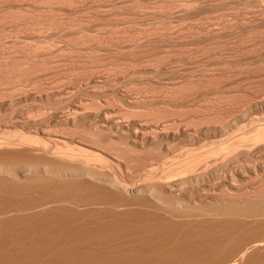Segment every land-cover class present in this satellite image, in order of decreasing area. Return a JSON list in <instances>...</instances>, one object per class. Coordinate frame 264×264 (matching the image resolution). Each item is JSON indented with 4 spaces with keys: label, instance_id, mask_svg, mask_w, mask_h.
<instances>
[{
    "label": "bare ground",
    "instance_id": "bare-ground-1",
    "mask_svg": "<svg viewBox=\"0 0 264 264\" xmlns=\"http://www.w3.org/2000/svg\"><path fill=\"white\" fill-rule=\"evenodd\" d=\"M1 1L3 0H0V3ZM15 1H17V3H20V5L23 3L22 0H21L22 3L21 1L18 2L19 0H15ZM26 1L30 2V0H26ZM26 1L24 0L25 7L29 6L28 5L29 2L27 3ZM56 1H59L58 4L60 3L62 4V3H65L67 0H65V2H63L64 0L63 1L61 0V2L60 0H56ZM56 1L55 0H32V4H34L33 2L45 4L47 8H50V10L47 9L48 13L49 11H51L52 13L53 12L52 10L54 9V7L58 5ZM70 1H67L66 3ZM144 1L147 2L146 0ZM150 1L152 2V0H149V2ZM158 1L154 3V6L155 5L156 7L157 5L159 6V4L161 3L160 2L161 0L159 1L160 2L159 4H157ZM169 1L170 0H168V2ZM194 1L195 0L189 1L190 4L189 2L188 4L191 6L194 3ZM216 1H219V0H216ZM252 1H254L255 3L258 2V1L256 2L255 0H252ZM162 2L164 1L162 0ZM168 2L167 3L165 2V5L167 4L168 7L170 5L172 6V3H170L169 5ZM178 2L176 3L178 4ZM52 3H56L55 4L56 6H53ZM133 3L134 2L132 0V4ZM186 3L185 2L184 4L182 3L183 5H185L184 7L182 6V8L185 10L187 9L191 10L190 6L188 7V4ZM134 4L137 5L136 2ZM257 4L259 5V3ZM18 5H14V7L17 6L16 8H19ZM138 5H143V4H140L139 2ZM242 5L243 3L241 4V6ZM244 5L246 6L245 3ZM133 6H131V8H133ZM161 6L157 7L158 10H157V13L155 12L156 15L159 14L161 10H163L160 8ZM164 6H162V8ZM167 6H166V11L171 7L170 6L169 8H167ZM192 6H195V3ZM247 6H250V5L248 4ZM259 6L258 7L255 6V8H258V11H260L259 8L262 7V6L260 7ZM21 7L22 5L20 6V9ZM46 7H44V9L42 8V11L45 10ZM143 7L145 6L143 5ZM174 7H176V5ZM196 7H194V10ZM7 8H5L6 11L4 9L3 12L2 11L1 12L8 13ZM197 8L199 9L201 7H197ZM183 9H181L179 12L182 11L184 13L185 11ZM203 9H206V8H203ZM189 10L187 11L189 12ZM194 10H192V12ZM17 11L14 10L15 13L11 11L13 13L11 16L10 14L9 15L5 14L4 17L6 21L4 20L3 14L1 15V17H3L1 19L3 20L0 22L10 21L11 23V20H12L13 22L15 21L14 23H16V25L14 24L15 29L12 26L13 23L9 25V28L6 26L8 23H6V25L4 24V26H6L5 29L8 28L7 32L8 30L10 32V29H11V32L13 29L17 30L18 32V28L19 27L21 28L23 26H25V28L27 26H31V28L35 26L37 27V29L43 28V27L46 28L47 26H49V24L54 25L52 27L53 29H55L56 27L60 29L61 28L60 24L61 25L63 24L61 19L60 18L58 19L57 16H56L57 20L50 18L51 15L50 17H48V14L45 13L46 10L45 12L43 11L42 14L40 13L41 15L38 14V12L40 11H37L36 13L37 15H34L33 9L31 11L30 9H23L22 11L18 9ZM57 11L58 10H55V13ZM61 11H63V9ZM61 11L59 10L58 12L60 13ZM152 11L154 12V7ZM187 11L186 13H184L185 15L184 14L182 15L183 16V18H181L182 20L185 17H187L188 15ZM58 12L56 13V15L61 14V13L59 14ZM143 12L145 13V11ZM182 12L178 13L177 16L179 14L181 15ZM44 13L47 14L45 15L46 18L42 16ZM161 13L159 14L160 19H162L163 16L165 15L164 12L162 13L164 15H161ZM260 13H262V17ZM260 13H258L260 14L259 16L258 15H255V16H258L260 17V19H262L264 17L263 8L260 11ZM167 15H169V13ZM182 16H179V17H182ZM197 16L199 15L197 14ZM157 17H154V19H156ZM168 17H166V19ZM179 17H178V20H180ZM9 18L11 20H9ZM203 19L205 18H201V21H203ZM256 19H257L256 20L257 22L258 18ZM68 20H65V21H68ZM263 20L264 19H262V21ZM65 21H63L64 24H65ZM183 21L182 23L180 21L181 25L183 24ZM198 21H200V18ZM204 21L201 23H204ZM220 22H222V20ZM57 23H60V24H57ZM68 23L66 22L65 25H67ZM153 23L156 24L157 22L154 21ZM201 23L200 22H198L197 24L192 23L193 26H190V28H192L190 29V31L188 30V28L186 29L185 26L182 25L184 29H182L181 27L182 32H180V34L178 32L180 30H178L177 28H174L178 30L177 31L178 35L176 36V38L184 39V40L193 38V41H194L195 39L198 40L196 37L198 38L204 37L203 39L210 37L215 40L217 38H213V37H217L218 35L222 36V33H224L223 30L225 27L222 28V26L219 25L220 27L214 28V26L216 25L215 22H213L215 24L214 26L211 21L207 22V23H211L213 27L211 25H207V24L205 25ZM56 24L59 25L60 27H58ZM80 24H78L79 27H80ZM2 25H0V30L4 32L5 29H3L4 26ZM143 25H144V22H143ZM150 25L152 26V24ZM250 25H251L250 26L251 28L247 29L245 27V29L249 30V29H253L254 26H257V24L253 26V24L251 23ZM11 26L13 27V29ZM17 26L19 27L17 28ZM223 26H226V25L223 24ZM231 26L233 25L230 24V26L228 27V24H227L228 28H230ZM156 27L158 29V26ZM154 28L155 27L151 28L153 33L151 34L149 33V35L145 33L146 35L144 38L141 37L142 35L140 36L141 38H138L139 36L136 38L137 35H134V37L136 38L135 39L131 37L132 36L131 35L130 37L134 41L132 39H129V40H132L133 42L131 41L130 43L129 41L128 43L126 41L125 43L124 42L125 40L123 41L127 50L130 49L129 47L133 49V51L130 50L132 51V53L130 52L131 54L128 52L129 54L127 53L128 55H125V57L128 56V58L126 57L128 61V64L126 63L127 65L132 64L133 61L135 63L136 60H137L136 63L138 62L139 64L140 59L136 58L135 60V58H132L136 56V54H137L136 57H138L139 52H142L140 53L141 55L144 54L142 55V57L145 58L143 61H145L146 59H148L149 62L152 59L154 61V58H151L152 53L149 54L152 51L151 49L153 48H151L150 49L151 51L149 52L147 46L149 45L150 47H153L154 45L152 46V44L150 45V43H153V42L155 43L156 41L159 42L158 45L161 46V43L159 40H162L165 37H167L161 34L162 32L161 30L163 29L162 27H161L162 29H159L160 31L155 30ZM257 28L256 27L254 28L256 29L255 32L259 31V29L257 30ZM147 30L149 31V29ZM184 30L189 31V32L187 33L183 32ZM157 31L160 33H157ZM7 32L5 34H7ZM177 32H174V33L176 34ZM248 32H251V30ZM255 32L253 33L256 35ZM263 32H259V33H262V35L261 34L260 35L264 37ZM230 33H232L233 35V32H230ZM65 34L67 33L65 32ZM163 34L165 33L163 32ZM39 35L41 36V34ZM251 35L252 34L250 33V36ZM69 36L71 37V35ZM126 36L128 38V35ZM247 36L249 37L248 34ZM254 36L252 35V39H255L259 35L253 38ZM101 37L97 36L96 39L99 38L98 39L99 41L100 39H103ZM170 37L171 36L167 37V39H169ZM263 37L262 38L257 37L259 38V40H255L257 42H254V40L251 41L250 44H252L253 42V45H251L252 48L253 47L256 48L254 52L257 51V48H259L260 45L262 46V48L264 47ZM43 38L40 43L42 42L47 43L46 41H49L50 45L52 46L54 45L50 43V40L44 41ZM210 38L206 39L208 43L209 41H213L212 39L209 40ZM96 39L94 41L98 42ZM106 39L109 40V38H106ZM190 39L188 43L189 45L192 46L193 44L191 43L193 41H191ZM203 39L201 40L200 43L197 42L198 45L195 44L197 46V51H199V48H203L202 47L203 45H206V44L208 45V43L205 42L206 40L203 41ZM7 40L8 39H6V41ZM115 40L117 39L115 38ZM172 40L174 41V39H171L170 42H172ZM184 40H181V42L183 41L184 43H187L186 41L188 40H185V41ZM15 41L18 42V40H15ZM101 41L102 40H100L99 42ZM175 41L177 42L178 40H175ZM58 42H61V41H58ZM64 42H67V41L65 40ZM77 42L79 43L78 40ZM102 42H106V41H102ZM123 42L120 43L121 44L120 46L123 49H125L123 46L124 45ZM203 42H205L206 44ZM217 42L215 43L217 44ZM9 43L11 44L12 42H9ZM110 43H114V42L112 41ZM165 43H166V38H165ZM184 43H182V46L184 45ZM188 43L186 45H188ZM193 43H196V42H193ZM248 43H246V45ZM59 44L61 45V43ZM85 44L87 46L88 43H85ZM126 44L127 45L130 44V46L128 45L129 46L128 47ZM199 44H201L202 46ZM40 45L41 47L43 46L42 44ZM106 45H109V44H106ZM195 45L192 47L193 49L190 47L192 52L193 50H195L194 52H196ZM52 46H46V48L44 46L43 49L39 46L41 48L39 49L36 46L29 45L26 47V49L24 48L25 50H23L22 52L18 50L22 54L18 53L17 55L16 53L15 54L13 53L16 57H14L13 54L10 55L11 53L9 54L10 50H6V52L8 51V55H5V57L2 55L1 57L3 58L0 60V86L2 85L3 89H5L8 86L7 89L5 90H3L0 87V127H3L6 130V131L4 130L3 132H1L2 129L0 128L1 129L0 130V134H1L0 135V264H264V90L260 91L261 93H259V95H257L258 93L257 92L256 96H253V97H250V94L248 93L249 94L248 96L250 98H248L249 100H247L245 108L243 110L240 109L242 111H239V112L235 108L237 110V113L227 114L226 113L227 111L225 110L226 111L225 112L223 109V111L226 114L223 111H222L223 113L221 114L217 112V109L216 111H214L212 108L209 109L206 107L208 109V112H206L205 114L197 115L195 113V115L193 116H190V117L188 116L189 118H187L186 117L187 115H186L185 119L179 118L180 120L176 121V119L175 120H173L172 118L167 119L165 117L162 120L161 119L162 116L160 117V115H162L161 114L162 112L159 113L160 111L157 110L158 115L161 119L160 121H158L159 120V119L157 120L158 115L157 114L155 115L154 111H153L154 113L151 112L153 113L152 115L149 114L150 112L148 111L150 110L149 108H151L150 106L148 108L149 110L146 111L147 113H145L144 111L145 114H142L143 113L142 111L145 108L141 111L142 113H138V111L136 112L131 109V107L136 104L135 102H138V104L141 102L140 100L142 98L138 101L137 100L138 96L136 97L137 99L134 98L135 100L134 99L127 100L125 99V97L119 98L120 95H122L121 93L120 95L118 94L119 97L117 94L114 93L115 96L117 95L116 97H118L119 99L118 101L121 100L123 101V103L126 104V107L125 106L123 107L121 104L120 106H118V104L117 106H114L113 103L110 102L112 104L111 105L107 101L108 99H105L107 96L102 93L103 91L101 92L103 95L100 94L102 96L98 95V93L100 92V88L108 85L107 84L108 82L106 80L108 76L105 78L103 75L104 77L103 78L102 77L103 71L101 73L96 74L95 72H97V70H94L95 71L94 72L92 69L93 73H95L93 74L87 69L89 71V74L91 75L90 77L88 75L87 79L89 80L88 81L85 80L87 84L84 83L85 85L83 88H82L83 85L81 86L79 85V83H82L81 81L83 77L81 78L80 76L78 77V79H80L81 81L77 80V82H79L78 84H76L78 85L77 91H82V89H83V92L84 90L86 91L89 90L94 93L92 94L91 98L90 96L89 98L87 97L88 92H89L87 91V93H83L84 96L82 95L81 92L78 93L84 98V99L82 98L78 99L77 97L79 95L77 94V91H75L76 86L74 87L75 90H73V88L71 89L68 86H64L65 84L63 80L61 81L62 78H59V77H58L60 79L59 82L61 81V83L64 84V85L61 84L62 87L61 85L59 86L60 83L58 84L57 79H54L56 81L55 86L51 87L52 85H54L52 84V81L54 83V80H52L51 81L52 85L49 86V88H47L48 90L46 91L42 90L48 87V86L43 87L44 83H43V86L41 87L42 89L40 87L36 88L38 90L36 92L27 91L28 89L25 90V88H23L24 82L30 81V79L33 78L32 75L34 74L35 76V74H37L38 71L40 70L43 71V69L41 68L44 67L45 64H48L46 65V67L47 66L48 68L51 67L54 70L57 68L58 64L60 65L63 64V63H59L60 62L59 61L57 62V65H56V63L54 62H56V60L58 61L61 59V57L59 59V56H58L59 54L57 55V52H59L58 48L62 51L64 47L63 49L60 48L59 45L58 47H56L57 46L56 44L54 48ZM94 46H97V45L95 44ZM94 46L92 48L94 50L93 52H95L97 48V47L94 48ZM180 46H181V43L179 44V47ZM19 47H22V45ZM70 47H71V44H70ZM115 47H116L115 49L117 50L119 45L117 44L115 45ZM144 47L146 48L144 49ZM154 47L157 48L158 46H154ZM206 47L208 48L209 45ZM122 48L120 50H123ZM167 48L165 50H167ZM169 48H172V47L169 46ZM262 48H260L259 50L260 51L263 50ZM126 49L125 51H127ZM138 49L140 50L139 52L135 51ZM158 49L159 48L154 50L156 54H157L156 50ZM203 50L205 51L204 48ZM219 50L220 49H218L217 51ZM253 50H250L251 54H254L252 52ZM134 51L138 53H135ZM187 51L189 52L188 49ZM201 51L196 52L197 56H199L198 53L200 54ZM204 51H202L201 53L202 55L206 53L207 50L205 52ZM227 52L229 53V51ZM258 52L259 51H257V53L255 54H258V55L260 54L261 56V53L260 52L258 53ZM63 53H65V55L67 56L64 50H63ZM133 53H135L134 56L132 55ZM167 53H169V51H167ZM170 53H172V55L175 54V53L173 54L171 50H170ZM216 53L218 54V52ZM221 53H223V51ZM109 54H110V51H109ZM122 54H125V53H122ZM140 54H139V58H141ZM156 54L153 53L152 55L156 56ZM235 54H232V55H235ZM255 54L253 55V57L254 56L256 57ZM60 55L63 56L64 54H62L61 52ZM99 55L101 56L102 53ZM209 55H211V53ZM218 55H219L218 57H220V54ZM56 56L57 58L55 59ZM72 56H69L67 58L70 59L71 57L72 59ZM95 56L94 57L92 56L93 57L92 59H94ZM165 56H169V54ZM165 56L163 54L161 58L158 57L161 60L158 59L157 57L155 58L159 60L160 62L162 61V57L164 58ZM260 56L259 57L257 56L256 58L254 57L256 59L254 63L260 62V60L259 62L257 60V58L259 59ZM87 57H90V56H87ZM169 57H171V55ZM171 58H174V57H171ZM205 58L210 59V57L208 58L205 57ZM126 59H125V62H127ZM141 60L140 62L142 63ZM61 61H64V67L68 63H70L73 67L75 66L74 65L75 63L69 60L68 62L66 58L65 60L62 59ZM102 61H101V65H102ZM181 61L182 60L180 58V62ZM244 61L242 64L241 63L240 64L244 65L245 63ZM51 62H53L54 64L53 63L51 64ZM146 62L147 61L143 63H146ZM204 62L206 61L204 60ZM224 63H227V61ZM250 63L251 62H249V64ZM87 64L88 63H86V65ZM201 64L204 65L203 63ZM216 64L212 66H215ZM228 64L231 65L232 62H228ZM53 65L56 68H54ZM220 65L222 66L223 64H220ZM241 65L238 66L240 69L241 67L243 68V66ZM234 66L237 67V65H234ZM261 66L263 65L261 64ZM61 67H63V65ZM100 67L98 66V68ZM69 68L70 67L65 68L66 71L67 70L70 71V72L67 71L68 72L67 74H70V73L73 74L71 70L74 71V74H75L76 72L75 69L73 68L74 70L73 69L70 70ZM75 68L77 67L75 66ZM133 68H134V65L131 69ZM224 69H228V68L225 67ZM240 69H238L239 72H241ZM245 69L248 70L246 67ZM232 70H235V69H232ZM56 71L58 72V70ZM81 71L82 70L80 67V75L82 76ZM104 71H105V68H104ZM215 72H213L211 68V71H207L202 74L200 73V75L198 76L194 75L195 77L193 78L190 77L189 79L187 78L186 81L184 82L179 80L181 83L179 85H178L179 82L175 84L177 86L173 85L172 83L170 85L168 84L169 83L168 82L167 85L169 86L166 85L164 87V90L165 89L167 90V91L166 90L164 91L165 94L163 93L165 98L164 96H162L163 99H166L164 101H167L169 104L168 103L166 104H168L169 106L171 105V106L176 107L175 106L176 103L174 105V102L177 99H179V101L182 99L183 101L184 98L186 99V97H189L190 95L193 96V94H200L201 98L202 96L206 97V95L209 93L208 91L205 92L204 90H208L207 87L210 90V86L212 87L214 83H217L215 82L217 81V78L225 76V74L221 76L219 73L217 72L215 73ZM55 74L57 75V73ZM67 74L66 75L63 74L62 76H67ZM99 74L101 76H99ZM117 74H118V71H117ZM193 74H195V72ZM237 74H240V73H237ZM247 76H248L247 78L251 77L250 74ZM255 76L253 75V77ZM55 78H57V76ZM120 78H118L117 80H119ZM27 79L29 80L27 81ZM262 79L264 80V77ZM122 81L119 84H122L123 83ZM237 84H239V81L237 82ZM164 85L165 84H162V86ZM219 86H220V83H219ZM38 88L41 89L42 91L39 90ZM244 88L246 87L244 86ZM108 89L106 90L105 88L106 91H108ZM101 90H104V88H102ZM110 90H112V88H110ZM112 91L111 93H113ZM218 93H219V90H218ZM223 94L224 93H220L219 96H223ZM97 95L99 97H97ZM239 95L240 97L243 96V94L241 95V93ZM239 95L237 96L239 97ZM41 96L42 97L45 96L46 100L48 97L53 99L52 100L53 103L50 104L48 101L44 100L47 103H49L48 104L49 106L48 105L46 106V104L44 103H43L44 106L43 104H41L40 106V103H42L43 101L42 100L39 103V100L42 99ZM194 96H197V95H194ZM216 96L214 98H216ZM19 97H23V101L25 102L30 101L31 102L30 107L29 106H28L29 108L19 107V105H23L21 102L22 100H20ZM93 97H96V98H93ZM210 97H213V95ZM238 97H236V99ZM99 98H101L102 100H98ZM195 98L196 97H194V99ZM159 100L161 99L159 98ZM233 102L235 103V100ZM34 104L36 105L34 106ZM157 104H161V102ZM210 104L212 105L213 102ZM225 104L226 103H224V105ZM243 104H245V102ZM149 105H152L151 102ZM195 105H198V104H195ZM217 105L219 106V104ZM183 106L181 110L184 109ZM140 107H143V106H140ZM168 107L166 106V108ZM1 110H5V111L7 110V113L8 112L9 113L3 114ZM201 110L199 111L203 113L202 112L203 110L202 111ZM165 111L166 110H164L163 113ZM234 111L235 110H233V112ZM1 114H3V116ZM148 115H151V116L148 117ZM155 116H157V118H155ZM168 117H169V114H168ZM146 152H149L148 153L149 155L147 154L146 157H144L145 156L144 154ZM142 153H144L143 156L138 157V158L144 157L145 159H142L143 161L141 162L139 161L140 162L139 166L137 164L138 161L136 160L137 163H134V167L137 164L135 170L131 166L132 169L134 170L133 173L136 172L135 173L136 175L134 176L133 173L130 172V165L132 164L130 165L128 164L129 162L131 163L133 161L135 162V160L131 161L127 157L130 158L131 155L129 156V154H132V155L135 154L137 156H140V154ZM131 158H133V156ZM133 176L136 177V179L138 178L137 181L133 180Z\"/></svg>",
    "mask_w": 264,
    "mask_h": 264
},
{
    "label": "rangeland",
    "instance_id": "rangeland-1",
    "mask_svg": "<svg viewBox=\"0 0 264 264\" xmlns=\"http://www.w3.org/2000/svg\"><path fill=\"white\" fill-rule=\"evenodd\" d=\"M21 0H19L18 2H20ZM22 1H23V3H22ZM21 1V5H22V7H23V9H30V11L33 9V12H34V15H37L36 13H37V11H40V12H38V14L39 15H41L42 14V12L44 11L45 12V10H46V12L45 13H47L48 14V17H50V15H51V17L50 18H53V19H56V16H57V18L59 19H61V21H62V25L60 24V23H57V24H60V26H61V28L59 29V28H55V29H53L52 27L54 26L52 23V25H50L49 24V26H47L46 28L45 27H43V28H38L37 29V27H33V28H31V26H27L26 28H25V26H23V27H19V26H17V28H18V32H17V30H14L15 29V25H16V23H14L10 18H9V20H11V23H13L12 24V26L14 27V29H13V27H12V29L14 30H12V32H11V29H10V32H9V30H8V32H7V29L9 28V25H11V23H10V21H8V19H7V21L8 22H0V23H2V24H0V25H2V26H4V24L6 25V23H8L6 26L8 27L7 29H5L6 28V26H4V28L3 29H5V31L3 32L2 30H0V60L3 58V57H1L2 55L5 57V55H8V51L6 52V50H10L9 51V54L10 55H12L13 53L15 54H17L18 55V53L19 54H22V53H20V51L22 52L23 50H25L26 49V47L27 46H36V47H38L39 49H43L44 48V46H45V48H46V46H52V45H50L49 44V41H46L47 43H44V42H42V43H40L41 42V40H42V38H43V40L45 41V40H50V43H52V44H54L52 47L54 48V46H55V44L57 45L56 47H58V45L60 46V48H62L63 49V47H64V52H66V54H67V56L65 55V53H63V50L61 51L59 48H58V50H59V52H57V55L59 56V59H60V57H61V59L60 60H56V62H54V63H56V65H57V62H59V63H63L62 65H63V67H61L62 65H60V64H58V66H57V68L56 67H54V65H53V67L54 68H56L55 70L54 69H52L51 67H49L48 68V66L46 67V65H48V64H45V66L44 67H42L41 69H43V71H38V73L37 74H35V76H34V74L32 75L33 76V78L32 79H30V81H28L29 79H27V81L28 82H24V86H23V88H25V90L26 89H28L27 91H38L36 88L37 87H42L43 86V83H44V86L43 87H45V86H48V87H46L45 89H42V90H48L47 88H49V86H51L52 84H54V85H52L51 87H53V86H55V80L54 79H57V82H58V84H59V86L62 84L61 83V81L63 80V82H64V84H62V85H64V86H68V87H70L71 89L73 88V90H75V86H76V90L75 91H77V87H78V85H76V84H78L79 82H77V80L78 81H81L80 79H78V77L80 76V78L81 77H83L82 78V83H79V85L81 86V85H83L82 86V88L84 87V83H86L87 84V82L86 81H88L89 79H87L88 78V75H89V77H90V75L91 74H89V71L91 72V73H93V71L94 70H97V72H95L96 74L97 73H101L102 71V77H103V75H104V77L106 78L107 76V78H106V80H107V84L109 85H106V86H104V87H102V88H104V90H101L102 88H100V92L98 93V95H100V94H105L107 97L105 98L104 96V98L105 99H108L107 101L110 103V102H112L113 103V105L114 106H117V104H118V106H120V104L124 107H126V104L125 103H123V101H118L119 99H118V97H119V95H120V93L122 94V95H120V97L119 98H124L125 97V99H127V100H130V99H137L138 101L140 100L141 102L139 103L140 104V106H143V107H140L139 106V104H138V102H135L136 104L135 105H133L132 107H131V109L133 110V111H138V113H142V114H145V113H147L146 111L147 110H149L148 112H150L149 114H153L154 112H155V115L157 114L158 115V111H160L159 113H161L162 115H160V117L162 116V120L164 119V117L165 118H172L173 120H175L176 119V121H179L180 119L179 118H183V119H185L186 117L187 118H189L190 116H193V115H195V113L198 115H201V114H205L206 112H208V109L207 108H212L214 111H216V109H217V112H219V113H223L225 110L227 111H225L227 114H230V113H237V110H238V112L239 111H242L244 108H245V105H246V103H247V100H249L248 98H250V97H253V96H256V93H257V95H259V93H261L260 91H263L264 89V87H263V85H264V80L262 79L263 77H264V68H263V66H264V53H263V51H264V47L262 48V46L260 45V47L259 48H257V51H259L260 53H261V56H260V54L258 55V54H255V53H257V51L256 52H254L255 51V49L256 48H254V50H253V48H252V46L251 45H253V42H252V44H250L251 43V41H253L254 40V42H257V41H255V40H259V38H257V37H263V36H261L262 35V33H259V32H263L264 31V20L262 21V19H264V17L262 18V19H260V17H258L260 14H261V17H262V13H260V11L262 10V8L264 9V0H255L257 3H259V5L260 6H262L261 8H259L260 9V11H258V8H255V6H259L257 3H255L254 1H252V0H219V1H216V0H214V1H210V0H195L194 1V3H195V6H190L189 4H190V2L189 1H192V0H183L185 3H186V1H187V3L186 4H188V2H189V4H188V7L190 6V9L191 10H189V9H187V10H189V12L187 11V10H185V9H183L182 8V6L184 7L185 5H183L184 4V2L182 1V0H170L169 2H168V0L166 1V0H163L164 2H162V0L159 2L158 0H156V1H158V3L157 4H159V6H161L162 5V3H163V5L162 6H164L165 5V2L167 3L168 2V4L170 5V3H172V6L169 8L168 6H167V4L162 8V6L160 7L161 9H163V10H161L160 8V10L162 11V13L164 12V14L165 15H167L168 13H169V15H167V16H165L164 14H162L161 13V11H160V13H161V15H164L163 16V18L162 19H160L159 17V14H157L158 15V17H157V15H156V13H157V10H158V8L157 7H159L158 5H157V7H156V5L154 6V3H156V1L155 0H152V2L150 1L149 2V0H146L147 2H145L144 0H133V2L135 3H137V5H135L134 3V6H133V4H132V0H67V1H70V2H68V3H66L65 2V0L63 1V2H65V3H60V4H58V2L59 1H56L57 2V6H58V8H57V6L55 5L56 3H52L53 4V6H56V7H54V9L52 10L53 12L51 13V11H49V13H48V11H47V9L48 10H50V8H47L46 6H45V4H42V3H38V2H33L34 4H32V0H30V2L28 3L26 0V2L28 3V5L29 6H26L25 7V2H24V0H22ZM111 1H112V3H111ZM143 1V2H142ZM172 1V2H171ZM210 1V2H209ZM242 1V2H241ZM246 1V2H245ZM53 2V1H52ZM60 2H61V0H60ZM75 2V3H74ZM127 2V3H126ZM140 2V4H143L145 7H143V5H138V3ZM176 2H178V4L176 3ZM200 2H201V4H200ZM213 2V3H212ZM227 2V3H226ZM254 2V3H253ZM263 3V5H262V3ZM81 3V4H80ZM145 3V4H144ZM150 3V4H149ZM176 3V4H175ZM183 3V4H182ZM203 3V4H202ZM215 3V4H214ZM225 4V6H224V4ZM229 3V4H228ZM231 3V4H230ZM243 3V5L241 6V4ZM244 3L246 4V6L244 5ZM252 3V4H251ZM2 4H4V5H2ZM6 4V5H5ZM8 4V5H7ZM12 4V5H11ZM19 4V5H18ZM37 6H36V5ZM115 4V5H114ZM121 4V5H120ZM127 4V5H126ZM212 4V5H211ZM217 4V5H216ZM250 5V6H247V5ZM254 4H255V6H254ZM14 5H18L19 6V8H16L17 6H15L14 7ZM20 3H17V1H15V0H3V1H1V3H0V19L1 18H3L4 17V15L5 14H10V16L13 14V13H15L14 12V10L15 11H17L18 9L19 10H23L22 9V7H21V9H20ZM69 5V6H68ZM107 5V6H106ZM124 5V6H123ZM176 5V7H174ZM181 5V6H180ZM205 5V6H204ZM216 5V6H215ZM40 6V7H39ZM46 7V9L45 10H43L42 11V8L44 9V7ZM52 6V5H51ZM93 6V7H92ZM113 6V7H112ZM131 6H133V8H131ZM137 6V7H136ZM139 6H141V7H139ZM151 6H153L154 7V12L152 11L153 10V7H151ZM166 6H167V8H169L167 11H169V12H167L166 11ZM178 6V7H177ZM201 7V8H197V7ZM206 6H208V7H206ZM209 6H211V7H209ZM230 6V7H229ZM241 6V7H240ZM254 6V7H253ZM259 6V7H260ZM4 7V8H3ZM8 7V8H7ZM12 7V8H11ZM32 7V8H31ZM101 7V8H100ZM110 7V8H109ZM117 7V8H116ZM121 7V8H120ZM128 7V8H127ZM140 9H139V8ZM146 7H148V8H146ZM150 7V8H149ZM156 7V8H155ZM172 7H174V8H172ZM187 7V8H188ZM194 7H196L195 8V10H194ZM214 7V8H213ZM223 7V8H222ZM233 7V8H232ZM253 7V8H252ZM3 8V9H2ZM5 8H7L8 10V13H2L3 12V10L5 9ZM40 8V9H39ZM52 8V7H51ZM100 8V9H99ZM105 8V9H104ZM135 8H136V10H135ZM138 8V9H137ZM186 8V7H185ZM203 8H206V9H203ZM247 8V9H246ZM2 9V10H1ZM9 9H10V11H9ZM36 9H38V10H36ZM63 9V11H61ZM127 9V10H126ZM133 9V10H132ZM141 9H143V10H141ZM147 9H148V11H147ZM181 9H183L185 12L184 13H186V11H187V13H188V15H189V17H188V15H187V17H185L183 20L185 21H183L181 18H183V12H182V14L180 15H178L177 16V14L178 13H181V12H179ZM202 9V10H201ZM221 9H223V10H221ZM256 9H257V11H256ZM55 10H60L61 12V14L60 15H56V13H55ZM93 10V11H92ZM156 10V11H155ZM171 10H172V12H171ZM192 10H194L193 12H192ZM213 10V11H212ZM233 10V11H232ZM249 10V11H248ZM2 11V12H1ZM5 11H6V9H5ZM11 11H13V13L11 12ZM29 11V12H30ZM142 11V12H141ZM143 11H145V13L143 12ZM147 11V12H146ZM158 11V12H159ZM201 11V12H200ZM203 11V12H202ZM229 11V12H228ZM238 11V12H237ZM11 12V13H10ZM18 12V11H17ZM16 12V13H17ZM33 12H31V13H33ZM83 12V13H82ZM100 12V13H99ZM151 12H153V13H151ZM156 12V13H155ZM165 12H167V13H165ZM191 12V13H190ZM198 12V13H197ZM212 12H214V13H212ZM41 13V14H40ZM43 14L42 16L43 17H45V15H47V14ZM123 13H125V14H123ZM133 13V14H132ZM155 13V14H154ZM172 13V14H171ZM175 13V14H174ZM199 15V16H197V14ZM258 13H260V14H258ZM3 14V17H1V15ZM54 14V15H53ZM77 14V15H76ZM95 14V15H94ZM153 16H152V15ZM192 14H194V15H192ZM209 14V15H208ZM52 15H53V17H52ZM62 15V16H61ZM75 15V16H74ZM120 15V16H119ZM131 15V16H130ZM146 15H148V16H146ZM185 15V14H184ZM192 15V16H191ZM245 15V16H244ZM255 15H258V16H255ZM264 15V14H263ZM58 16H60V17H58ZM71 16V17H70ZM72 16H74V17H72ZM150 16V17H149ZM169 16V17H168ZM175 16V17H174ZM179 16H182V17H179ZM227 16V17H226ZM247 16V17H246ZM255 16V17H254ZM6 17H7V15H6ZM9 17V16H8ZM65 17V18H64ZM67 17H69V18H67ZM111 17V18H110ZM154 17H157V18H159V19H154ZM162 17V16H161ZM166 17H168L167 19H166ZM177 17V18H176ZM178 17H179V19L180 20H178ZM239 17V18H238ZM249 17V18H248ZM46 18V17H45ZM71 18H72V20H71ZM153 18V19H152ZM188 18V19H187ZM193 18H195V19H193ZM199 18H200V21H198L199 20ZM201 18H207L206 20L205 19H203V21H204V23H201V22H203V21H201ZM212 18V19H211ZM215 18V19H214ZM220 18V19H219ZM228 18V19H227ZM256 18H258V21L256 22ZM69 19V20H68ZM124 19V20H123ZM128 19H130V20H128ZM165 19V20H164ZM172 19V20H171ZM210 19V20H209ZM248 19V20H247ZM251 19H252V21H251ZM261 21H260V20ZM3 19H1L0 21H2ZM4 20L6 21V19H5V17H4ZM57 20V19H56ZM65 20H68V21H65ZM82 20V21H81ZM89 20V21H88ZM92 20V21H91ZM159 20V21H158ZM169 20H171V21H169ZM174 20V21H173ZM189 20V21H188ZM196 20V21H195ZM213 20V21H212ZM217 20V21H216ZM222 20V22H220ZM224 20V21H223ZM255 22H254V21ZM63 21H65V24H66V22L68 23L67 25H65L64 24V22ZM106 21V22H105ZM109 21V22H108ZM149 21H151V22H149ZM157 22L156 24H154L153 22ZM165 22V24H164V22ZM176 21H178V22H176ZM180 21H181V23H182V21H183V26H185V28L187 29L188 28V30L190 31V29H192V28H190V26H193V24L192 23H195V24H197L198 22H200L201 24H207V25H211V23H207V22H215V24L213 23V26H214V28L216 27V28H218V27H220L219 25H221L222 26V28H224V33H222V36H224V37H222L221 35H218L217 37H213V38H217V39H212V38H210V37H207V38H210L209 40H213V41H209V43L207 42V38H205V39H203L204 37H201L202 39H203V41H205L206 43H208V45H209V49L206 47V46H208L205 42H203V43H205L206 45H203V43H202V45L201 44H199V45H201L204 49H205V51L207 50L208 51V53L210 54L211 53V55H209L208 53H207V51H206V53H204L205 51L203 50V48H199V51H204L203 53L205 54H201L202 53V51H201V53L199 54L198 53V55L199 56H197V53L196 52H199V51H197V46L195 45V44H197L198 45V43L197 42H201V38H198V37H196L198 40H200V41H198V40H196L195 38V40L193 41V38H189L191 41H193V42H196V43H191V41H190V43L191 44H193L192 46L191 45H189V39H185V40H188V41H186L187 43H188V45H186L187 43H184L183 41L181 42V40H184V39H178V38H176V36L178 35V32H179V34H180V32H182V30H181V27H182V25H181V23H180ZM226 21V22H225ZM234 21V22H233ZM244 21V22H243ZM251 21V22H250ZM96 22V23H95ZM143 22H144V25H143ZM159 22V23H158ZM163 22V23H162ZM170 22V23H169ZM197 22V23H196ZM231 22V23H230ZM238 22V23H237ZM246 22V23H245ZM81 23V24H80ZM119 23V24H118ZM169 23V24H168ZM173 23V24H172ZM178 23H180V24H178ZM219 23V24H218ZM225 24L226 26H223V24ZM231 25H233V26H231L230 28H228L229 26H230V24ZM243 23V24H242ZM250 23L251 24H253V26L254 25H256L257 24V26H254V28L256 27H258L257 28V30L259 29V31H256L255 32V30L256 29H254L253 27V29H249V30H247L248 28H251L250 26ZM15 24V25H14ZM56 24V25H57ZM78 24H80V27H79V25ZM84 24V25H83ZM125 24V25H124ZM132 24V25H131ZM150 24H152V26L150 25ZM160 24H161V26H160ZM185 24V25H184ZM227 24H228V27H227ZM260 24V25H259ZM55 25V26H56ZM64 25V26H63ZM112 25V26H111ZM122 25V26H121ZM130 25V26H129ZM135 25V26H134ZM169 26V28H168V26ZM218 25V26H217ZM237 25V26H236ZM249 25V26H248ZM58 27H60L59 25H57ZM62 26H63V28H62ZM115 28H114V27ZM147 26V27H146ZM156 26H158V29H157V27ZM172 26V27H171ZM177 26V27H176ZM180 26V27H179ZM188 26V27H187ZM212 26V25H211ZM212 26V27H213ZM241 26H242V28H241ZM260 26V27H259ZM10 27V28H11ZM78 29H76V28ZM88 27V28H87ZM128 27V28H127ZM153 28V27H155L154 29L155 30H158V31H160L159 29H162L161 31V34L162 35H164V36H167V37H169V36H171L169 39H167V37H165L166 38V43H165V38L164 39H162V40H159L160 41V43H161V46H159L158 45V43L159 42H153V43H150V45L152 44V46L154 45V46H158L157 48H159L158 50H156L157 51V54H156V52L154 51L155 49H157V48H155L154 46L153 47H150L149 45L147 46V48H148V50H149V54H153V53H155L156 54V56L155 55H152L151 54V58H154V61H153V59L151 60V58H150V62L148 61V59H146L145 61H147L146 63L147 64H149V65H147L146 63H143V62H145V61H143L145 58L144 57H142V55H144V54H140V53H142V52H139L140 50L138 49V50H135V51H138V52H135V53H138V57H136L137 56V54H136V56H134V54L135 53H133L132 55L134 56V57H132V58H135V60H136V58L137 59H142L141 61H142V63L144 64V66H143V64L140 62V60H139V64H138V62L136 63V61H135V63H134V61H133V63L132 64H130V65H127L128 64V61H127V59H126V57L128 58V56H126L125 57V55H128L130 52L132 53V51H133V49L131 48V47H129L130 46V44H126L130 49H126V46H125V44H124V42L126 43V41L129 43V41H130V43H131V41L133 40L131 37H133V38H135L134 37V35H137L136 36V38L138 37V38H144L145 37V35L146 34H148L149 35V33L151 34V33H153V31H152V29L151 28ZM162 27V28H161ZM167 27V28H166ZM179 27V28H178ZM235 29H234V28ZM245 27L247 28V29H245ZM1 28V29H2ZM31 28V29H30ZM51 28V29H50ZM103 28V29H102ZM112 28V29H111ZM174 28H177L178 30H180V31H178L177 29H174ZM40 29V30H39ZM112 31H111V30ZM147 29H149V31H151V32H149ZM153 29V30H154ZM165 29H166V31H165ZM168 29V30H167ZM173 29V30H172ZM182 29H184L183 27H182ZM220 29V28H219ZM226 29V30H225ZM230 29V30H229ZM243 31H242V30ZM247 31H245V30ZM263 29V30H262ZM36 30V31H35ZM37 30H39V31H37ZM61 30V31H60ZM103 30V31H102ZM109 30V31H108ZM146 30V31H145ZM154 30V31H155ZM251 30V32H248V31H250ZM254 30V31H253ZM54 31V32H53ZM59 31V32H58ZM107 31V32H106ZM117 31V32H116ZM122 31V32H121ZM141 31V32H140ZM157 31V33H160V32H158ZM178 31V32H177ZM189 31H186V30H184L183 32H189ZM220 31V30H219ZM236 31V32H235ZM240 31V32H239ZM3 32V33H2ZM7 32V34H5ZM53 32V33H52ZM65 32L67 33V34H65ZM84 32V33H83ZM101 32V33H100ZM144 34H143V33ZM156 32V31H155ZM154 32V33H155ZM163 32L165 33V34H163ZM169 32V33H168ZM174 32H177L176 34L174 33ZM230 32H233V35H232V33H230ZM245 32V33H244ZM253 32H255L256 33V35L253 33ZM10 33V34H9ZM15 33V34H14ZM18 33V34H17ZM45 33V34H44ZM47 33V34H46ZM62 33H63V35H62ZM96 33V34H95ZM117 33V34H116ZM146 33V34H145ZM168 33V34H167ZM229 35H228V34ZM250 33L254 36H257V35H259V36H257L256 38H255V36L253 37V38H255V39H252V35L250 36ZM23 34V35H22ZM37 34V35H36ZM39 34H41V36L39 35ZM51 34V35H50ZM59 34V35H58ZM60 34H61V36H60ZM75 34V35H74ZM78 34V35H77ZM92 34V35H91ZM121 34V35H120ZM130 34V35H129ZM219 34H220V32H219ZM224 34V35H223ZM247 34L249 35V37L247 36ZM261 34V35H260ZM263 34H264V32H263ZM48 35V36H47ZM69 35H71V37L69 36ZM74 35V36H73ZM90 35V36H89ZM96 35V36H95ZM126 35H128V38H127V36ZM132 35V36H131ZM142 35V36H141ZM144 35V36H143ZM241 35V36H240ZM6 36H8V37H10V38H8V37H6ZM16 36V37H15ZM25 36V37H24ZM31 36H33V37H31ZM36 36H38V37H36ZM43 36V37H42ZM47 36V37H46ZM51 36V37H50ZM57 38H55V37ZM60 36V37H59ZM73 36V37H72ZM82 36V37H81ZM97 36L99 37H101V38H103V39H100V40H102V41H106V42H99L98 41V39H96L97 38ZM104 36V37H103ZM113 36V37H112ZM123 36V37H122ZM125 36V37H124ZM131 36V37H130ZM141 36V37H140ZM219 36H221V37H219ZM228 36V37H227ZM238 36V37H237ZM240 36V37H239ZM244 36V37H243ZM22 37V38H21ZM40 37V38H39ZM54 37V38H53ZM59 37V38H58ZM68 37V38H67ZM92 37V38H91ZM94 37V38H93ZM118 37V38H117ZM219 37V38H218ZM231 37V38H230ZM233 37V38H232ZM246 37V38H245ZM251 37V38H250ZM12 38V39H11ZM19 38H21V39H19ZM25 38V39H24ZM28 38H29V40H28ZM31 38V39H30ZM47 38V39H46ZM63 38V39H62ZM106 38H109V40L108 39H106ZM115 38L117 39V40H115ZM123 38V39H122ZM125 38V39H124ZM135 38V39H136ZM222 38V39H221ZM249 38V39H248ZM264 38V37H263ZM6 39H8L7 41H6ZM18 40V42L17 41H15V40ZM24 39V40H23ZM39 39V40H38ZM75 39V40H74ZM97 40L98 42H96V41H94V40ZM111 39H112V41L114 42V43H110V42H112L111 41ZM121 39V40H120ZM128 39V40H127ZM129 39H132V40H129ZM171 39H174V41L172 40V42H170L171 41ZM242 39V40H241ZM251 39V40H250ZM28 42H27V41ZM53 40V41H52ZM56 40V41H55ZM67 41V42H64V41ZM73 40V41H72ZM77 40L79 41V43L77 42ZM83 40V41H82ZM86 40V41H85ZM88 40V41H87ZM91 40V41H90ZM125 40V41H124ZM169 40V41H168ZM175 40H178L177 42L175 41ZM184 40V41H185ZM217 40H218V42H217ZM5 41V42H4ZM26 41V42H25ZM58 41H61V42H58ZM70 41V42H69ZM75 41V42H74ZM124 41V42H123ZM134 41V40H133ZM132 41V42H133ZM162 41V42H161ZM168 41V42H167ZM223 41V42H222ZM239 41V42H238ZM249 43H248V42ZM4 42V43H3ZM9 42H12L11 44L9 43ZM20 42H21V44H20ZM35 42V43H34ZM39 42V43H38ZM73 43V45H72V43ZM78 44H77V43ZM80 42H82V43H80ZM90 42V43H89ZM94 42V43H93ZM121 42H123V46H124V48L127 50V51H125V49H123L120 45V43ZM170 42V43H169ZM212 42V43H211ZM215 42H217V44L215 43ZM248 43L247 45H246V43ZM33 43H34V45H33ZM59 43H61V45L59 44ZM68 43V44H67ZM84 43V44H83ZM85 43H88L87 44V46H86V44ZM92 43V44H91ZM98 43H100V44H98ZM103 43V44H102ZM116 43V44H115ZM172 43H174V44H172ZM175 43H177V44H175ZM181 43V46L179 47V44ZM182 43H184V47L182 46ZM220 43V44H219ZM3 44V45H2ZM13 44V45H12ZM26 44V45H25ZM39 44V45H38ZM40 44H42L43 46L41 47V45ZM63 44V45H62ZM65 44V45H64ZM70 44H71V47H70ZM84 46H83V45ZM91 44V45H90ZM97 45V46H94V45ZM106 44H109V45H111V46H109V45H106ZM119 45V47H121L123 50H120L121 48H117V50L115 49L116 47H115V45ZM171 44V45H170ZM211 44V45H210ZM234 44V45H233ZM18 45V46H17ZM22 45V47H19V46H21ZM25 45V46H24ZM38 45V46H37ZM78 45H79V47H78ZM165 45V46H164ZM186 45V46H185ZM196 46L195 47V49H196V52H194L195 50H193V52L191 51V48L193 47V46ZM217 45V46H216ZM219 45V46H218ZM228 45V46H227ZM248 45H250V46H248ZM9 46V47H8ZM24 46V47H23ZM41 48H40V47ZM77 46V47H76ZM90 46V47H89ZM92 46V47H91ZM93 46H94V48L95 47H97L96 48V50H95V52H93L94 50L92 49L93 48ZM164 46V47H163ZM169 46L170 47H172V48H169ZM215 46H216V48H215ZM7 47V48H6ZM19 47V48H18ZM55 47V48H56ZM75 47V48H74ZM108 47H110V48H108ZM150 47V48H149ZM161 47V48H160ZM168 47V48H167ZM183 47V48H182ZM191 47V48H190ZM207 49H206V48ZM218 47V48H217ZM246 47V48H245ZM250 47V48H249ZM18 48V49H17ZM22 48V49H21ZM25 48V49H24ZM69 48V49H68ZM80 48V49H79ZM90 48V49H89ZM99 48H101V49H99ZM107 49V50H109L110 51V54H109V51H107V50H105V49ZM112 48V49H111ZM114 48V49H113ZM146 47H144V49H145ZM151 48H153V49H151ZM167 48V50H165ZM176 48H178L179 49V51H178V49H176ZM260 48H262L263 50H259ZM12 49V50H11ZM57 49V48H56ZM74 49V50H73ZM82 49V50H81ZM91 49H92V51H91ZM151 49V50H150ZM184 49V50H183ZM186 49V50H185ZM187 49L189 50V52L187 51ZM193 49V48H192ZM216 49V50H215ZM218 49H220L219 51H217ZM227 49V50H226ZM232 49V50H231ZM247 49H248V51H247ZM253 50L252 52L256 55V57L258 56H260V58L258 59L257 58V60H258V62H259V60H260V64L259 63H254L255 61H256V57L254 58L253 57V55L254 54H251V51L250 50ZM18 50H20V51H18ZM70 50V51H69ZM72 50V51H71ZM78 50V51H77ZM112 50V51H111ZM130 50H132V51H130ZM143 50V49H142ZM147 50V49H146ZM170 50H171V52H173V54L175 55H172V53H170ZM211 52H210V51ZM214 50V51H213ZM231 50V51H230ZM234 50V51H233ZM239 50V51H238ZM245 50V51H244ZM5 51V52H4ZM14 51V52H13ZM62 52V54H64L63 56L62 55H60L61 54V52ZM86 51V52H85ZM103 51V52H102ZM107 51V52H106ZM154 51V52H153ZM167 51H169V53H167ZM175 51V52H174ZM185 51V52H184ZM223 51V53H221ZM225 51V52H224ZM227 51H229V53L227 52ZM233 51V52H232ZM250 51V52H249ZM68 52V53H67ZM79 52V53H78ZM83 52H85V53H83ZM129 52V53H128ZM182 52V53H181ZM216 52H218V54H220V57H218L219 55L216 53ZM220 52V53H219ZM226 52H227V54H226ZM247 52V53H246ZM249 52V53H248ZM258 52V53H259ZM6 53V54H5ZM71 53V54H70ZM91 53V54H90ZM95 53V54H94ZM102 53V55L100 56L99 54H101ZM111 53H112V55H111ZM121 53V54H120ZM122 53H125V54H122ZM128 53V54H127ZM130 53V54H131ZM165 53H167V54H165ZM181 55H179V54ZM187 53V54H186ZM188 53H189V55H190V57H189V55H188ZM192 53V54H191ZM196 53V54H195ZM236 53V54H235ZM13 54V56L14 57H16L15 55ZM68 54H70V55H68ZM94 54V55H93ZM103 54H107L106 56L105 55H103ZM139 54L141 55L140 57L141 58H139ZM161 54V55H160ZM163 54H164V56L165 55H168L169 54V56L171 55V57H174V58H171V57H169V56H165L164 58L162 57V61H160L159 62V60H157L155 57H160L161 58V56H163ZM194 54V55H193ZM216 54V55H215ZM232 54H235V55H232ZM247 54V55H246ZM251 54V55H250ZM73 55V56H72ZM79 55V56H78ZM97 57H96V56ZM115 55V56H114ZM119 55V56H118ZM123 55V56H122ZM132 55H130V56H132ZM183 55V56H182ZM200 55H202V56H200ZM214 55V56H213ZM224 55H226V56H224ZM229 55V56H228ZM231 55V56H230ZM236 55H237V57H236ZM249 55V56H248ZM263 55V56H262ZM69 56H72V59L73 60H75V61H73L72 59H71V57H70V59H68L67 57H69ZM78 56V57H77ZM87 56H90V57H87ZM95 56V58L94 59H92L93 57ZM99 56V57H98ZM196 56V57H195ZM216 56V57H215ZM233 56V57H232ZM83 59H81V58ZM84 57V58H83ZM87 57V58H86ZM100 57H102V58H100ZM120 57V58H119ZM125 57V58H124ZM181 58V62H180V58ZM184 57V58H183ZM205 57H210V59L208 60V59H206ZM212 57V58H211ZM231 57H232V59H231ZM235 57V58H234ZM248 57V58H247ZM254 58V60H253V58ZM57 58V56L55 57V59ZM65 58H66V60L68 61H72L73 63H75L74 65L77 67V68H79V69H77V68H75V66L73 67L70 63H66L65 65L66 66H68V67H70L69 69L71 70V69H75V74H74V71H72L71 70V72H73V74L72 73H70V74H67L68 72H70V71H66V69L65 68H68V67H64V61H61L62 59L63 60H65ZM79 58V59H78ZM99 58H100V60H99ZM108 58V59H107ZM119 58V59H118ZM122 58V59H121ZM124 58V59H123ZM131 58V57H130ZM160 58H158V59H160ZM178 58H179V60H178ZM221 58V59H220ZM236 58H238V59H236ZM243 58V59H242ZM82 61H81V60ZM89 59V60H88ZM105 59H107V60H105ZM109 59H111V60H109ZM114 59V60H113ZM125 59H126V61L127 62H125ZM185 59H186V61H185ZM228 59V60H227ZM234 59V60H233ZM244 59H245V61H244ZM78 60H79V62H78ZM103 60V61H102ZM116 60V61H115ZM121 60H122V62H121ZM161 60V59H160ZM175 60V61H174ZM204 60L206 61V62H204ZM223 60V61H222ZM66 61V62H67ZM68 61V62H69ZM89 61V62H88ZM101 61H102V65H101ZM114 61V62H113ZM119 61V62H118ZM169 61V62H168ZM173 61V62H172ZM179 61V62H178ZM202 61V62H201ZM218 61H220V62H218ZM227 61V63H224V62H226ZM243 61L246 63H244V65H241L242 63H243ZM83 62V63H82ZM106 62V63H105ZM109 62V63H108ZM159 62V63H158ZM199 62V63H198ZM228 62H232V64H233V66H232V64L230 65V64H228ZM249 62H251L250 64H249ZM53 62H51V64H52ZM53 63V64H54ZM86 63H88L87 65H86ZM119 63V64H118ZM127 63V64H126ZM152 63V64H151ZM154 63V64H153ZM156 63V64H155ZM162 63V64H161ZM196 63V64H195ZM201 63H203L204 65H202ZM217 63V64H216ZM239 63V64H238ZM241 63V64H240ZM50 64V65H51ZM81 66H80V65ZM107 64V65H106ZM120 64H122V65H120ZM137 64V65H136ZM161 64V65H160ZM167 64V65H166ZM191 64V65H190ZM199 64V65H198ZM214 64H216L215 66H212V65H214ZM220 64H223L222 66L220 65ZM228 64V65H227ZM250 66H248V65ZM261 64L263 65V66H261ZM60 65V66H59ZM71 65V66H70ZM110 65V66H109ZM133 65H134V68L133 69H131L132 67H133ZM136 65V66H135ZM139 65V66H138ZM155 65V66H154ZM158 65V66H157ZM208 65V66H207ZM234 65H237V67L236 66H234ZM239 65H241V66H243V68L241 67V69L243 70H241L238 66ZM256 65H257V67H256ZM52 66V65H51ZM92 66V67H91ZM98 66L100 67V68H98ZM104 66V67H103ZM107 66V67H106ZM127 66V67H126ZM130 66V67H129ZM144 67V68H142V67ZM151 66V67H150ZM157 66V67H156ZM204 66V67H203ZM206 66V67H205ZM210 66V67H209ZM212 66V67H211ZM224 66V67H223ZM249 68H248V67ZM73 67V68H72ZM80 67H81V74H82V76L80 75ZM109 67V68H108ZM159 67V68H158ZM179 67V68H178ZM184 67V68H183ZM190 67V68H189ZM200 67V68H199ZM225 67H227L228 69H224ZM236 67V68H235ZM245 67L248 69V70H246L245 69ZM46 68H47V70H46ZM59 68H61V69H59ZM97 68V69H96ZM104 68H105V71H107V72H105L104 71ZM108 68V69H107ZM139 68V69H138ZM208 70H207V69ZM211 68H212V70H213V72H217V73H219L221 76H223L224 74H225V76H223V77H219V78H217V81H215V82H217V83H214L213 84V86L211 87L210 86V90H209V88L207 87V89L208 90H204L205 92L206 91H208V93L209 94H207L206 95V97L205 96H202V98H201V95L200 94H193V96H189V97H186V99L184 98L183 99V101H182V99L179 101V99H177L176 101L178 102H174V105H175V103H176V107H174V106H169L168 104V102L167 101H164V100H166V99H163V97L162 96H164L163 95V93L165 94V90H164V87L167 85V83L168 84H170L171 85V83L173 84V85H175V84H177L178 82V85L181 83L179 80H181V81H186V79L188 78H190V77H195L194 75H196V76H198V75H200V73L202 74V73H204V72H207V71H211ZM231 70H230V69ZM263 68V69H262ZM73 69V70H74ZM89 71H88V70ZM92 69H93V71H92ZM101 69V70H100ZM119 69H121V70H119ZM148 69V70H147ZM189 69V70H188ZM205 69V70H204ZM217 69V70H216ZM220 69V70H219ZM232 69H235V70H232ZM238 69H240V71L241 72H239V70ZM255 69V70H254ZM51 70H52V72H51ZM56 70H58V72L56 71ZM87 70V71H86ZM116 70V71H115ZM133 70V71H132ZM135 70V71H134ZM138 70V71H137ZM143 70V71H142ZM153 70H155V71H153ZM192 70V71H191ZM197 70H199V71H197ZM201 70V71H200ZM223 70V71H222ZM227 70V71H226ZM238 70V71H237ZM256 70H257V72H256ZM260 70V71H259ZM261 70H263V71H261ZM55 71V72H54ZM115 71V72H114ZM117 71H118V74H117ZM119 71H121V72H119ZM127 71V72H126ZM142 71V72H141ZM144 71H146V72H144ZM148 71H149V73H148ZM157 71V72H156ZM226 73H225V72ZM248 71V72H247ZM39 72H40V74H39ZM50 72V73H49ZM86 74H85V73ZM112 72H113V74H112ZM136 72H138V73H136ZM143 74H141V73ZM144 72V73H143ZM155 72V73H154ZM185 72V73H184ZM189 72V73H188ZM191 72V73H190ZM195 72V74H193ZM215 72V73H216ZM221 72V73H220ZM232 72H233V74H232ZM242 72H244V73H242ZM250 72V73H249ZM252 72V73H251ZM263 73V74H261V73ZM55 73H57V75L55 74ZM60 73H61V75H60ZM95 73H93V74H95ZM111 73V74H110ZM128 73H130V74H128ZM136 73V74H135ZM148 75H147V74ZM152 73H154V74H152ZM171 73V74H170ZM175 73V74H174ZM182 73V74H181ZM237 73H240V74H237ZM66 75L67 74V76H62V75ZM78 74V75H77ZM92 74V75H93ZM106 74V75H105ZM116 74V75H115ZM137 74H139V75H137ZM152 74V75H151ZM160 74V75H159ZM227 74V75H226ZM246 74V75H245ZM250 74V76L251 77H249V78H247L248 76L247 75H249ZM252 74V75H251ZM40 75V76H39ZM70 75V76H69ZM132 75V76H131ZM154 75V76H153ZM236 75V76H235ZM242 75H243V77H242ZM253 75L255 76V77H253ZM57 76V78H55ZM74 77V78H72V77ZM99 76H101L100 74H99ZM122 76V77H121ZM129 78H128V77ZM135 76H136V78H135ZM150 76V77H149ZM156 76V77H155ZM181 76V77H180ZM228 78H227V77ZM234 78H233V77ZM40 79H39V78ZM49 77V78H48ZM62 78L61 79V81L59 82V78ZM64 77V78H63ZM68 77V78H67ZM85 77V78H84ZM103 77V78H104ZM121 77V78H120ZM131 77V78H130ZM182 77H183V79H182ZM224 77H226V78H224ZM229 77H230V79H229ZM258 77V78H257ZM72 78V79H71ZM112 78V79H111ZM116 80H115V79ZM118 78H120L119 80H117ZM125 78H127V79H125ZM167 78V79H166ZM185 78V79H184ZM224 78V79H223ZM239 80H238V79ZM247 78V79H246ZM38 79H39V81H38ZM65 79V80H64ZM139 79V80H138ZM170 79V80H169ZM218 79H220V80H218ZM222 79V80H221ZM229 79V80H228ZM233 79V80H232ZM236 79V80H235ZM250 79V80H249ZM253 79V80H252ZM35 80V81H34ZM48 80V81H47ZM52 80H54V83H53V81ZM72 80H74V81H72ZM76 80V81H75ZM86 80V81H85ZM122 80H124V81H122ZM125 80H126V82H125ZM243 80V81H242ZM247 80V81H246ZM42 81V82H41ZM51 81H52V84H51ZM68 81H70V82H68ZM117 81V82H116ZM119 81V82H118ZM121 81L123 82L122 84H119V83H121ZM129 81V82H128ZM165 81H166V83H165ZM218 81H220V82H218ZM235 81H236V83H235ZM239 81V84H237V82ZM35 82V83H34ZM46 82H47V84H46ZM68 82V83H67ZM125 82V83H124ZM175 82V83H174ZM229 82V83H228ZM241 82V83H240ZM219 83H220V86H219ZM228 83V84H227ZM243 83H244V85H243ZM249 83V84H248ZM1 84H2V82H1ZM4 84V83H3ZM31 84V85H30ZM38 84H39V86H38ZM41 84V85H40ZM48 84H50V85H48ZM66 84H68V85H66ZM118 84V85H117ZM149 84H151V85H149ZM162 84H165L164 86H162ZM218 84V85H217ZM224 84V85H223ZM260 84V85H259ZM35 85V86H34ZM37 85V86H36ZM62 85H61V87H62ZM129 85V86H128ZM251 85H252V87H251ZM5 86V85H4ZM72 86V87H71ZM167 86H169V85H167ZM175 86H177V85H175ZM241 86V87H240ZM244 86L246 87V88H244ZM258 86V87H257ZM2 89H3V86L1 85L0 86ZM6 87V86H5ZM4 87V88H5ZM8 87V86H7ZM7 87L5 88V89H7ZM34 87V88H33ZM50 87V88H51ZM57 87V86H56ZM112 88V90H110V88ZM142 87H144V88H142ZM147 87V88H146ZM163 87V88H162ZM224 87V88H223ZM228 87V88H227ZM33 88V89H32ZM105 88H106V90L108 89V91H106L105 90ZM140 88V89H139ZM154 88V89H153ZM162 88V89H161ZM251 88V89H250ZM5 89H3V90H5ZM39 89V88H38ZM41 89H39V90H41ZM116 89V90H115ZM147 89H148V91H147ZM177 89V88H176ZM219 90V93H218V90ZM221 89V90H220ZM243 89V90H242ZM258 89V90H257ZM41 90V91H42ZM128 90V91H127ZM146 90V91H145ZM150 90V91H149ZM215 90V91H214ZM224 90H226V91H224ZM232 90V91H231ZM238 90V91H237ZM242 90V91H241ZM40 91V92H41ZM86 90H84V92H83V89H82V91H77V94L78 93H82V95H83V93H87V91H89V90H87L86 92H85ZM103 91V92H102ZM111 91L113 92V93H111ZM116 91V92H115ZM127 91V92H126ZM161 91H163V92H161ZM167 91V90H166ZM210 91V92H209ZM212 91V92H211ZM216 91H217V93H216ZM229 91V92H228ZM249 91V92H248ZM251 91V92H250ZM102 92V93H101ZM105 92H107V93H105ZM141 92V93H140ZM144 92V93H143ZM145 92H146V94H145ZM148 92V93H147ZM158 92V93H157ZM237 92H239V93H237ZM119 94L118 95V97H116L115 96V94ZM128 93V94H127ZM213 93V94H212ZM220 93H224L223 94V96H219L220 95ZM228 93H229V95H228ZM231 93H233V94H231ZM241 93V95L243 94V96H241L240 97V94ZM250 94V97L248 96L249 94ZM252 93H254V94H252ZM92 94H94L93 92H91V91H89L88 92V98H89V96H90V98H91V96H92ZM102 94V95H103ZM127 94V95H126ZM140 94V95H139ZM148 94V95H147ZM167 94V93H166ZM211 94V95H210ZM218 94V95H217ZM79 96L77 97L78 99L79 98H82V99H84L80 94H78ZM86 95V94H85ZM97 95V97H99ZM102 95H100V96H102ZM161 95V96H160ZM194 95H197V96H194ZM212 96L213 95V97H210V96ZM217 95V96H216ZM222 95V94H221ZM237 95H239V97L237 96ZM244 95H246V96H244ZM84 96V95H83ZM138 96V97H137ZM146 96V97H145ZM216 96V98H214ZM218 96H219V98H218ZM226 96H227V98H226ZM42 97V96H41ZM45 97V96H44ZM44 97H42V99H38L39 100V103L42 101V103H40V106H41V104H46V106L50 103H53V99H51V98H47V100H46V97L44 98ZM87 97H85V98H87ZM103 97H102V99H103ZM137 97V98H136ZM153 97V98H152ZM161 99V100H159V98ZM194 97H196L195 99H194ZM205 97V98H204ZM236 97H238L237 99H236ZM76 98V97H75ZM93 98H96V97H93ZM150 98V99H149ZM164 98H165V96H164ZM188 98V99H187ZM204 98V99H203ZM214 98V99H213ZM226 98V99H225ZM16 99H18V98H16ZM19 99L20 100H22L21 102H22V104L23 105H19V107H22V108H29L30 107V104H31V102L30 101H27V102H25V101H23V97H19ZM50 99H51V101H50ZM101 98H99L98 100H102ZM134 99V100H135ZM149 101H148V100ZM152 99V100H151ZM163 99V100H162ZM218 99V100H217ZM241 99V100H240ZM246 99V100H245ZM44 100H46V101H48L49 103H47L46 101H44ZM110 100H112V101H110ZM191 100V101H190ZM206 100V101H205ZM213 100V101H212ZM228 100H230V101H228ZM235 100V103L233 102ZM142 101H143V103H142ZM158 101H160L161 102V104H157V103H160V102H158ZM163 101V102H162ZM187 101H189V102H187ZM197 101V102H196ZM209 101H211V102H209ZM242 101V102H241ZM115 102H116V104H115ZM147 102V103H146ZM150 102H151V104L152 105H149L150 104ZM156 102V103H155ZM165 102V103H164ZM180 102V103H179ZM213 102V104H214V106H213V104L211 105L210 103H212ZM226 103L225 105H224V103ZM239 102V103H238ZM245 102V104H243ZM154 103V104H153ZM163 103V104H162ZM166 103H168V104H166ZM182 103V104H181ZM184 103V104H183ZM223 103V104H222ZM38 104V103H37ZM44 104H43V106H44ZM111 104V103H110ZM148 104V105H147ZM179 104H181V105H179ZM188 104V105H187ZM195 104H198V105H195ZM206 104V105H205ZM207 104H208V106H207ZM217 104H219V106L217 105ZM232 104V105H231ZM235 106H234V105ZM238 104H239V106H238ZM242 104V105H241ZM36 104H34V106H35ZM112 105V104H111ZM137 105V106H136ZM145 105H146V107H145ZM164 106V108H163V106ZM184 105V106H183ZM200 105H201V107H200ZM244 105V106H243ZM29 106V107H28ZM38 106V105H37ZM49 106V105H48ZM135 106V107H134ZM139 106V107H138ZM149 106L151 107V108H149ZM154 106H156V107H154ZM162 108H161V107ZM166 106L168 107V108H166ZM181 106V107H180ZM182 106H183V108L185 109H182L183 110V112H182V110H181V108H182ZM198 106V107H197ZM205 106V107H204ZM233 106V107H232ZM32 107H33V105H32ZM154 107V108H153ZM159 109H158V108ZM174 107V108H173ZM204 107V108H203ZM207 107V108H206ZM225 107V108H224ZM226 107H228V108H226ZM130 108V107H129ZM128 108V109H129ZM140 108H142V109H140ZM145 108V109H144ZM149 108V109H148ZM154 110H153V109ZM155 108H157V109H155ZM198 108V109H197ZM206 108V109H205ZM219 108V109H218ZM222 108V109H221ZM231 108H233V109H231ZM237 110H236V109ZM138 109V110H137ZM139 109H140V111H139ZM144 109V110H143ZM161 109V110H160ZM172 109V110H171ZM195 109V110H194ZM203 111H202V110ZM223 109H224V111H223ZM232 110V111H230V110ZM240 109H242V110H240ZM143 110V111H142ZM158 110V111H157ZM164 110H166L164 113H163V111ZM168 110V111H167ZM179 110V111H178ZM187 110V111H186ZM199 110H201L203 113H201ZM233 110H235L234 112H233ZM4 111V112H3ZM9 111V110H8ZM142 111V112H141ZM144 111H145V113H144ZM154 111V112H153ZM174 113H173V112ZM178 112V113H176V112ZM198 111H199V113H198ZM223 111V112H222ZM1 112L4 114H8L7 113V110L5 111V110H1ZM135 112V113H136ZM151 112H153V113H151ZM224 112V113H225ZM166 113H167V115H166ZM189 113V114H188ZM218 113V114H219ZM225 113V114H226ZM3 114H1L2 116H3ZM168 114H169V117H168ZM171 114V115H170ZM177 114H178V116H177ZM151 115H148V117H150ZM164 115V116H163ZM174 115V116H173ZM187 115V116H186ZM196 115V116H197ZM154 116V115H153ZM186 116V117H185ZM189 116V117H188ZM160 117H159V115H158V118H157V116H155V118H157V120L158 121H160L161 119H160ZM138 118V117H137ZM152 118V117H151ZM150 118V119H151ZM149 119V118H148ZM153 119V118H152ZM155 120V119H154ZM1 129V132H3L5 129L3 128V127H0ZM6 131V130H5ZM1 135V134H0ZM149 152H146L145 154L144 153H142V154H140V156H137V155H132V154H129V156H130V158L129 157H127L129 160H131V161H133V160H135V162L133 161L132 163L131 162H129V164L128 165H130V164H132V165H130V172H132L133 173V171L136 169V166H137V164H138V166H139V164H140V162L141 161H143L142 159H145L144 157H146V155L148 154ZM153 153V152H152ZM143 154L145 155L143 158H138V157H142L143 156ZM149 155V154H148ZM133 156V158H131ZM137 158V159H136ZM139 159H141V160H139ZM136 160L138 161V163L136 162ZM140 161V162H139ZM134 163H137L136 165H135V167H134ZM133 167V169H132V167ZM136 173V172H135ZM135 173H133V175L135 176L136 174ZM133 176V180H136L137 181V179H136V177H134Z\"/></svg>",
    "mask_w": 264,
    "mask_h": 264
}]
</instances>
